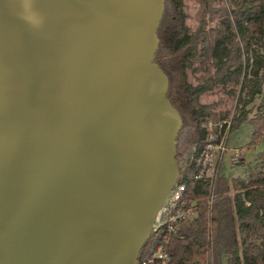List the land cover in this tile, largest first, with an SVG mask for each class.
<instances>
[{
    "label": "water",
    "instance_id": "obj_1",
    "mask_svg": "<svg viewBox=\"0 0 264 264\" xmlns=\"http://www.w3.org/2000/svg\"><path fill=\"white\" fill-rule=\"evenodd\" d=\"M162 11L0 0V264H136L179 174Z\"/></svg>",
    "mask_w": 264,
    "mask_h": 264
},
{
    "label": "trees",
    "instance_id": "obj_2",
    "mask_svg": "<svg viewBox=\"0 0 264 264\" xmlns=\"http://www.w3.org/2000/svg\"><path fill=\"white\" fill-rule=\"evenodd\" d=\"M223 1L195 0L196 26L191 30L182 0H163L156 29L153 61L168 79L166 97L181 120L175 138L177 182L183 183L184 194L196 208L194 216L177 221L169 232L166 264H264V155L241 176L227 178L218 166L210 181L194 177L193 162L179 160L186 148L205 144L203 125L215 114L198 97L217 84L230 94L237 85L243 91L236 98L240 105L229 129L247 122L252 145L264 133V0H229L230 8ZM205 15L214 20L213 26ZM193 62L198 64L192 68ZM190 68L201 71L195 84L187 80ZM258 95L260 103L247 117L245 106ZM157 242L158 234L151 232L136 259Z\"/></svg>",
    "mask_w": 264,
    "mask_h": 264
},
{
    "label": "rangeland",
    "instance_id": "obj_3",
    "mask_svg": "<svg viewBox=\"0 0 264 264\" xmlns=\"http://www.w3.org/2000/svg\"><path fill=\"white\" fill-rule=\"evenodd\" d=\"M183 10L186 14L185 24L192 30L196 26L195 12L197 9V3L195 0H182ZM224 4L230 8L231 4L229 0H224ZM216 3H214L215 5ZM207 20V15H205ZM209 26L214 25L213 21H208ZM198 63L193 62L192 68ZM187 69V80L191 84L198 82L197 77L201 74L199 70ZM261 90L264 92V82L261 85ZM243 96V91L239 90V86H235L234 94L228 93V88H221L220 85H214L211 89L203 92L199 97L198 101L202 104L210 105L211 110L215 114L214 120H208L204 125H231L234 116L238 113L239 103L236 101L238 95ZM260 103V95L255 96L254 99L247 103L245 109L248 110L247 117L254 114L257 106ZM224 113L222 118L219 115ZM230 127V126H229ZM250 128L247 122H241L236 127L229 129L226 147L222 153L219 172L224 174L225 177L231 178L241 176L243 171L246 170L247 165H252L260 156L264 155V133L262 140L255 145L250 144ZM191 147H188L180 155V162L189 158V152ZM235 157V158H234ZM210 174V170L207 171Z\"/></svg>",
    "mask_w": 264,
    "mask_h": 264
},
{
    "label": "built area",
    "instance_id": "obj_4",
    "mask_svg": "<svg viewBox=\"0 0 264 264\" xmlns=\"http://www.w3.org/2000/svg\"><path fill=\"white\" fill-rule=\"evenodd\" d=\"M203 126L205 127L206 142L199 149L191 147L188 161L193 162L194 166L197 167L194 174L195 178L210 181L220 165L230 125ZM208 170H210V174L207 173ZM177 179L166 193L151 224L150 233L156 232L158 234V242L146 255L136 259V264H166L168 261L166 245L169 232L174 229L177 221L190 219L196 213L194 201L186 197L184 185L178 183ZM207 202L210 204L211 196Z\"/></svg>",
    "mask_w": 264,
    "mask_h": 264
},
{
    "label": "clouds",
    "instance_id": "obj_5",
    "mask_svg": "<svg viewBox=\"0 0 264 264\" xmlns=\"http://www.w3.org/2000/svg\"><path fill=\"white\" fill-rule=\"evenodd\" d=\"M28 11L27 3L25 4V12Z\"/></svg>",
    "mask_w": 264,
    "mask_h": 264
}]
</instances>
